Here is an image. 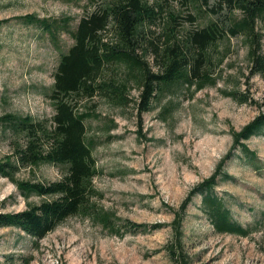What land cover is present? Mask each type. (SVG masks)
Masks as SVG:
<instances>
[{
  "label": "rangeland",
  "instance_id": "rangeland-1",
  "mask_svg": "<svg viewBox=\"0 0 264 264\" xmlns=\"http://www.w3.org/2000/svg\"><path fill=\"white\" fill-rule=\"evenodd\" d=\"M107 1L0 0V119L52 118L49 96L60 57L73 46L79 21ZM145 1L161 9L146 32L148 41L159 47L164 46L162 32L169 14L177 16L179 40L210 22L226 26L242 18L241 12L218 8L212 1ZM30 15L34 21L23 20ZM259 29L264 52V25ZM103 41L115 43L108 34ZM248 49L249 42L241 36H226L209 46L200 77L162 87L141 118L136 110L137 71L131 72L121 60L109 62L102 80L125 83L126 101L96 95L77 105L79 111L94 114L84 124L99 170L94 184L103 197L98 205L148 229L119 237L87 219L72 217L35 243L17 229L2 228L0 264H23L26 259L29 264H181V258L188 264H264V133L244 142L248 153L232 151L213 190L232 222L247 235L214 232L200 209V196L193 197L183 217L181 247L170 227L188 193L212 176L232 149L231 132H239L264 112V74H249ZM136 54L141 55L140 49ZM152 56L148 51L143 60L156 71ZM198 84H203L200 89ZM243 96L252 102H241ZM25 142L12 123L0 121V162L14 160L16 149ZM64 173L63 166L43 164L21 168L12 179L0 175V212H21L44 200L34 194L22 196L17 183L47 184ZM153 225L161 227L153 230Z\"/></svg>",
  "mask_w": 264,
  "mask_h": 264
},
{
  "label": "trees",
  "instance_id": "trees-1",
  "mask_svg": "<svg viewBox=\"0 0 264 264\" xmlns=\"http://www.w3.org/2000/svg\"><path fill=\"white\" fill-rule=\"evenodd\" d=\"M214 2L218 8L224 7L229 12L239 11L242 18L226 26L210 22L205 27L185 33L177 39V16L169 14L168 22L163 29L164 46L159 47L146 38L147 28L155 23L161 13L159 5L150 6L145 0H108L102 7L82 18L72 34L73 46L60 57L54 74V84L49 99L53 103L54 113L48 121H34L30 117L5 115L0 121L14 125L16 133H23L26 142L16 149L12 157L0 162V175L12 179L13 172L26 167L47 164L65 167V173L58 181L51 183L19 182L16 184L20 194L27 197L34 194L44 200L29 205L17 213L0 212V229L14 228L35 243L52 233L63 222L72 217L87 219L99 225L110 234L122 237L126 233H136L148 229L147 226L123 220L114 212L105 211L98 204L102 194L94 181L99 170L86 140L84 121L94 114L91 111H79V104L102 95L111 101H126V84L115 85L102 80L105 67L113 60H121L128 67L137 71V88L139 91L137 115L139 118L150 111L151 105L162 87L182 80L191 82L200 77V69L205 64L206 50L226 36H241L249 42V74H264V52L261 47L263 34L259 27L264 25V0H202ZM30 15L23 20L32 22ZM189 22L194 18L189 17ZM46 25L45 22H41ZM108 34L114 37L115 43L103 41ZM140 49L141 55L136 54ZM148 51L156 71H152L143 58ZM134 73V72H133ZM204 81L209 80L202 76ZM212 81L213 80H209ZM203 84H198L200 89ZM235 95V94H232ZM231 95V96H232ZM241 102L249 100L247 96ZM264 133V112L244 126L239 132H231L233 145L230 152L219 162L215 173L194 187L174 212L170 227L181 247V227L186 209L193 197H201V211L217 234L246 236L247 230L232 222L229 211L214 194L217 178L231 153L236 148L249 152L245 141ZM253 156L254 154H250ZM227 175H224V178ZM159 225L151 226L155 230ZM171 257L176 259L175 250ZM182 254L178 252V258ZM177 258V259H178ZM181 264H188L181 258ZM181 261V260H180ZM29 264V260L23 261Z\"/></svg>",
  "mask_w": 264,
  "mask_h": 264
}]
</instances>
